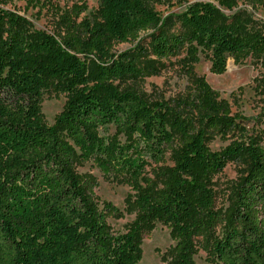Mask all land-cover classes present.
Returning a JSON list of instances; mask_svg holds the SVG:
<instances>
[{"label": "trees", "instance_id": "1", "mask_svg": "<svg viewBox=\"0 0 264 264\" xmlns=\"http://www.w3.org/2000/svg\"><path fill=\"white\" fill-rule=\"evenodd\" d=\"M214 1L164 16L151 0H98L80 20L54 6L57 32L0 8V264H140L143 234L157 222L174 241L167 264H195L198 248L207 264H264V128L249 133L247 117L195 71L200 55L217 75L229 59H264V23L234 11L237 0ZM138 39L137 49L113 51ZM181 52L183 92L150 99L125 84ZM44 91L66 96L52 124ZM229 132L237 137L210 149ZM238 159L247 167L220 213L212 176ZM87 161L132 190L125 232L108 222L122 211L96 201L95 178L76 171Z\"/></svg>", "mask_w": 264, "mask_h": 264}, {"label": "rangeland", "instance_id": "2", "mask_svg": "<svg viewBox=\"0 0 264 264\" xmlns=\"http://www.w3.org/2000/svg\"><path fill=\"white\" fill-rule=\"evenodd\" d=\"M194 1L214 0H151L153 7L162 15L178 13L185 6ZM216 3V2H215ZM51 4L52 7L51 8ZM54 6L61 12L78 11L80 14L76 19L89 18L95 14L98 8V0H0V8L14 11L27 18L35 28L49 32H57L63 29L59 16H56ZM243 10L254 19L264 23V0L259 3H251L250 0H237L235 10ZM224 10V9H222ZM229 12L227 10H224ZM142 45L146 44V34L140 33ZM139 47V39L124 43H117L113 47L114 52L133 50ZM181 52L177 56L160 60V65L156 66V73L150 74L143 79H128L126 85L144 94L150 99H169L184 91L187 85V77L178 65V59L183 55ZM151 58V56H149ZM210 62L200 55L195 64V71L204 75L209 84L217 90L220 98L226 99L232 111H237L247 117L245 122L249 133H257L264 128V59L260 61L245 60L243 63L235 64L232 59L227 62L224 73L217 75L209 70ZM66 96L63 93L54 94L44 91L41 98V112L45 123L52 124L55 116L63 109ZM112 131V129H111ZM237 133L229 132L225 135L216 134L208 141L212 150H220L225 147ZM173 163L172 158L167 153L165 156L166 165ZM247 167L245 159L228 161L225 167L212 176V188L215 192V208L221 213L226 212L230 207L237 185ZM154 164L148 167L149 171L154 169ZM76 171L83 175H91L95 178L92 189V196L98 202L109 201L112 205L122 211V216L109 217L108 222L116 232H125L129 223L135 218V213L125 210L126 197L132 193L126 184H118L105 177L92 161H87L76 165ZM264 216V207H263ZM174 244L171 239L168 227L157 222L154 228L144 233L141 239L142 255L140 264H167L170 260L169 248ZM206 252L198 248L194 256L195 264H207Z\"/></svg>", "mask_w": 264, "mask_h": 264}]
</instances>
